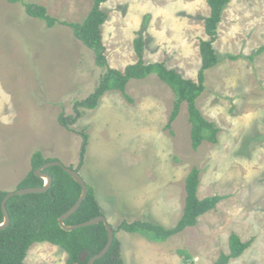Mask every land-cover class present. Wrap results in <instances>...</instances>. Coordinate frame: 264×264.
<instances>
[{
	"label": "rangeland",
	"instance_id": "1",
	"mask_svg": "<svg viewBox=\"0 0 264 264\" xmlns=\"http://www.w3.org/2000/svg\"><path fill=\"white\" fill-rule=\"evenodd\" d=\"M0 0V192H14L41 151L79 170L96 193L109 223L151 220L166 228L181 219L185 180L201 172L200 199L227 196L198 224L152 243L138 234L118 232L125 264H214L230 253L237 234L250 247L228 264H264V0H232L224 9L214 48L221 59L206 74V91L197 100L203 116L221 129L219 143L204 142L194 151L187 104L166 129L174 92L156 75L132 80L128 102L106 92L95 110L68 130L59 116L74 115V104L89 97L105 70L93 51L63 22L82 23L93 0ZM45 7L54 28L26 14L25 4ZM109 20L102 27L109 65L123 71L134 64V40L146 41L145 61L166 62L196 80L200 41L206 39L209 6L202 0H110L102 5ZM228 56H237L232 61ZM89 134L81 165L83 138ZM81 165V166H80ZM67 253L49 243L35 244L28 264H66Z\"/></svg>",
	"mask_w": 264,
	"mask_h": 264
},
{
	"label": "trees",
	"instance_id": "2",
	"mask_svg": "<svg viewBox=\"0 0 264 264\" xmlns=\"http://www.w3.org/2000/svg\"><path fill=\"white\" fill-rule=\"evenodd\" d=\"M9 1L16 2L15 0ZM109 1L93 0L91 12L82 23H62L72 29L78 41L93 51L96 65L104 69L105 74L89 97L74 104V115L65 117L61 114L59 116L61 126L72 130V127L83 116L82 110L97 109L101 97L108 91L121 92L128 102L133 103V99L127 93L130 81L143 80L156 75L170 87L175 95L166 129L173 134L172 125L179 117L183 104H187L193 150L197 151L204 142L218 144L221 129L203 116L196 102L206 91V73L222 62L214 44L218 40V26L222 21L224 9L232 0H202L209 6L210 15L205 19L206 39L200 41L201 67L196 80L185 78L176 69L169 68L166 62L147 63L145 61L146 41L142 36L134 40L137 61L128 65L123 71L112 68L109 65L102 30L109 20V15L102 9V5ZM25 10L29 17L44 21L48 28H54L58 24L57 19L50 16L45 7L27 3ZM262 54H264V45L248 56V59L254 61L255 57ZM228 59L235 61L239 57L228 56ZM79 134L83 138L80 151L82 165L90 136L86 131ZM51 161L58 160L45 158L41 151L35 152L31 158L32 169L19 183L17 190L43 187L45 182L42 178L35 176V171ZM45 173L53 178L51 188L47 193L16 196L7 203L11 223L5 229L0 230V264H28L26 258L30 249L40 243H49L64 250L68 255L66 264H88L89 260L101 253L107 245L108 234L104 223L72 232L61 228L60 217L76 204L81 196L82 188L61 167L48 168ZM200 174L198 168H193L185 180V208L181 219L174 227L166 228L151 220L133 223L124 221L118 229L113 227L116 235L114 244L108 254L95 264H125L122 242L117 236L119 230L138 234L152 243L167 242L171 237L195 227L200 217L215 211L218 204L227 199V196L215 195L200 199L198 197L201 185ZM88 187L89 193L86 200L80 209L65 222L67 226L79 225L104 216L96 200L95 190L91 186ZM6 195L7 192H0V225L5 219L2 203ZM251 243V241L244 243L237 234H232L229 242L230 253H222L214 264H228L231 260L240 258ZM83 253L89 256L86 262L81 261ZM178 254L183 258L184 263L189 264L192 258L187 251L179 250Z\"/></svg>",
	"mask_w": 264,
	"mask_h": 264
},
{
	"label": "water",
	"instance_id": "3",
	"mask_svg": "<svg viewBox=\"0 0 264 264\" xmlns=\"http://www.w3.org/2000/svg\"><path fill=\"white\" fill-rule=\"evenodd\" d=\"M55 166L61 167L82 188L81 196L77 200L76 204L68 212H66L64 215H62L60 217L59 224H60L61 228L67 232H72V231H76V230H79L82 228L95 226V225H98L100 223H104L106 226L107 234H108L107 245L101 253L92 257L88 262V264H95L98 260L105 257L108 254V252L110 251V249L112 248L114 241H115V238H116L114 228L109 223V221L107 220V218L105 216L97 217L93 220H90L88 222H85V223H82L79 225L67 226L65 224V222L80 209V207L82 206V203L86 200L88 193H89V187H88V184L83 180V178L81 177V175L78 171H76L75 169H71L69 167H66L60 161L48 162L35 171V176L38 178H42L44 180L45 185L43 187H31V188H25V189H18L14 192L7 193L5 199L2 203V210L4 213L5 219H4L3 224L0 225V230L5 229L11 223L10 215H9V212L7 209V203L9 202V200L16 197V196L47 193L49 191V189L51 188L53 178L49 174L45 173V170L48 168H51V167H55ZM88 257L89 256L87 253H83V255L81 257V261L86 262Z\"/></svg>",
	"mask_w": 264,
	"mask_h": 264
}]
</instances>
